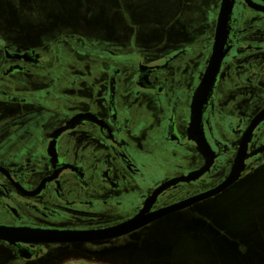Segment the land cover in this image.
Instances as JSON below:
<instances>
[{
  "label": "flooded vegetation",
  "instance_id": "1",
  "mask_svg": "<svg viewBox=\"0 0 264 264\" xmlns=\"http://www.w3.org/2000/svg\"><path fill=\"white\" fill-rule=\"evenodd\" d=\"M197 3L202 17L191 24L181 6L180 34L162 39L132 27L122 37L69 31L21 39L18 26L0 23V229L14 240L0 239V264L123 252L134 262L180 264V245L142 231L180 211L179 233L200 219L211 224L203 204L227 198L264 167V119L255 123L264 111V0H234L203 133H191L201 145L190 135L192 105L223 0ZM240 151L246 160L238 180L204 196L229 178ZM197 197L114 238L17 240L19 231L103 230Z\"/></svg>",
  "mask_w": 264,
  "mask_h": 264
},
{
  "label": "rangeland",
  "instance_id": "2",
  "mask_svg": "<svg viewBox=\"0 0 264 264\" xmlns=\"http://www.w3.org/2000/svg\"><path fill=\"white\" fill-rule=\"evenodd\" d=\"M197 1L199 0H189L186 6L183 0H0V23L18 26L19 32L16 36L21 39L34 37L38 40L43 38L50 40L53 35L64 36V33L69 31L95 36L122 37L125 33L131 32V27L134 28L133 33H140L143 38L162 39L180 34L181 6L184 5L183 14L191 24H194L193 18L202 17L203 13ZM249 179L256 183H247ZM245 185L251 196H246L247 192L239 189ZM238 186V190L234 188L227 198L224 195L217 196L203 204L209 209L212 221H217L223 226L235 225V232L239 231L241 226L252 224L248 215L251 199H257L258 204L253 203L251 207L256 213L261 207L258 195L264 194V167ZM232 200L237 201V206L230 204ZM184 216L183 211L172 214L142 232L153 239L157 237L175 241L179 246L185 241L175 225ZM258 224L261 236L264 238V226L260 220ZM254 225L256 224L251 226ZM184 235V238L193 240L196 234L185 231ZM241 248L243 249L244 246L242 245ZM180 249L185 252L180 255L182 257L180 264H212L206 262L205 258L202 259L201 255L193 256L188 244L180 245ZM108 254L90 258L86 255L70 253L53 264H151L134 262L126 252ZM232 261L234 260L230 261L233 264H239Z\"/></svg>",
  "mask_w": 264,
  "mask_h": 264
},
{
  "label": "water",
  "instance_id": "3",
  "mask_svg": "<svg viewBox=\"0 0 264 264\" xmlns=\"http://www.w3.org/2000/svg\"><path fill=\"white\" fill-rule=\"evenodd\" d=\"M234 0H223V4L221 7V12L219 16V23L217 28V36H216V45L213 56L211 58V62L208 66L205 78L203 80L202 85L200 86L192 105V121L190 125V135L193 138L194 136L191 134L194 130H202V118L204 112V105L207 101L208 95L210 91L213 90L215 85L218 73L220 71L221 62L226 52V38L229 32V21L233 12ZM264 119V111L256 118L255 123H258L260 120ZM203 137V136H202ZM197 140V138L194 137ZM198 143L200 142L197 140ZM205 145L207 141L204 137V141L202 142ZM200 144V143H199ZM201 145V144H200ZM246 154L244 151H240L236 160V164L234 165L233 171L230 174L229 178L220 186H218L213 191L205 194L204 196L216 195L228 187L233 185L238 178L242 170L245 167ZM254 180L249 179L247 183H256ZM246 183V182H245ZM241 186V185H240ZM238 190L239 186L234 187ZM232 189V191L234 190ZM242 191H246L247 195H250L248 188L242 186ZM244 195V194H243ZM202 196V197H204ZM251 196V195H250ZM257 196V194H256ZM245 197V195H244ZM260 200V209L256 213L252 207L253 203H257V199H251V203L249 205V217L252 221L251 225H244L243 227H239V231L235 232L234 226L227 224L223 226L222 224L216 222H212L209 224L206 220L200 219L195 223L185 226L180 229V236L183 238L184 244H188L190 250L193 252V256L201 255L202 259L205 258L206 262L216 264L218 261L222 264H233L231 263V259L239 264H264V238L261 236L258 227V221L262 222L264 226V194L258 195ZM200 197L195 199H190L186 201L180 202V204H176L167 209H164L158 214H155L151 218H147L145 216V210L141 213L133 217L132 219L121 223L117 226L98 230V231H49V232H26L19 231L17 240H23L25 242H90L96 240H104L109 238H114L121 236L123 234H127L139 227L167 214L175 209H183L186 206L192 204L195 201H198ZM237 202V201H236ZM234 200L230 202L231 205L237 206ZM247 204V203H246ZM254 213V214H253ZM258 215V216H255ZM264 229V227H263ZM186 232H193V240L185 237ZM196 237V238H195ZM0 239L8 240L10 242H14L13 238L10 236L9 232L5 229H0ZM244 246L242 249L241 246ZM184 250V249H183ZM183 252L180 249V255ZM200 257V256H198ZM182 259V257H180ZM211 258V259H209ZM239 260V261H237ZM232 261V262H234Z\"/></svg>",
  "mask_w": 264,
  "mask_h": 264
}]
</instances>
